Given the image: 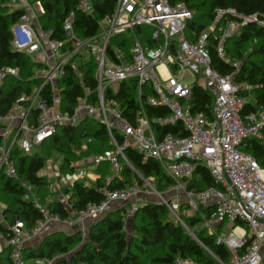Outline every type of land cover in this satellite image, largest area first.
<instances>
[{
	"label": "built area",
	"instance_id": "obj_1",
	"mask_svg": "<svg viewBox=\"0 0 264 264\" xmlns=\"http://www.w3.org/2000/svg\"><path fill=\"white\" fill-rule=\"evenodd\" d=\"M31 7L26 15L13 27V47L32 55L37 53L40 62L35 77L41 80L39 88L23 95L6 115L0 114V169L16 176L11 160L15 145L27 153L53 136L60 125L75 124L86 117H96L107 126L116 150L96 155L93 163L99 165L108 160L113 174L106 176V183L120 176L121 165L118 155L125 159L123 150L130 146L143 154L144 159H157L165 172L174 179V184L165 191H159L152 178L135 180L132 184L115 190L103 188L105 198L91 202L83 211L62 219L58 213H51L35 196L33 188L26 185L27 198H32L41 209L42 219L29 231L24 220L12 224L10 233L0 232V242L5 241L14 262L24 264L22 253L26 240L40 235L51 222H66L70 226L83 223L87 218L97 219L118 204L133 203L125 210L128 218L139 207L135 201L143 194L152 195L167 205L172 213L176 207L187 203L195 211L200 206H214L210 213L202 212L203 227L216 234V240L226 245L231 256L227 264H264V166L244 147L249 139L264 140V105L256 103L254 86L249 81H238L236 75L242 61L227 54L226 41L238 34L240 28L252 17L238 14L234 9H218L216 19L197 38H188L186 23L193 19L195 10L185 2L171 0H117L115 10L99 20V29L94 35L81 38L74 30V12L64 22L65 38H53L52 33L39 23V16L45 13L40 2L36 9L31 0H23ZM77 8L91 14L92 0H76ZM226 13L241 17L222 22ZM153 27L152 39L155 46L146 45L134 32L137 26ZM215 40L218 55L232 62L235 71L221 73L211 64V53L207 46ZM95 61V88L84 83V95L77 98L73 110L62 109V95L59 80L65 75L68 65L82 79L83 71L79 61ZM19 75V70L6 67L0 70V86L5 76ZM193 75L192 83L184 77ZM134 79L140 106L134 122L123 115L120 103L114 96L118 84ZM146 84L155 91L147 98L153 106H166L165 115L150 118L143 94ZM51 86V101L41 98L42 89ZM194 85L201 86L213 94L212 113L209 119L205 112H193L190 100ZM146 100V99H145ZM249 103L253 109L246 111ZM37 110L36 125L30 124L32 110ZM121 121V131L114 128L111 117ZM181 122L185 135L172 133L158 137L153 124L175 125ZM114 130L121 134L124 144H118ZM87 138L83 147L93 141ZM127 160V159H126ZM128 161V160H127ZM199 164L206 166L216 180V185L196 191L189 188L187 178L191 177ZM55 173L64 183H73L67 178L71 174ZM74 174V173H72ZM146 200H150L149 198ZM127 204V203H126ZM237 220L244 223H236ZM84 224V223H83ZM85 234L87 228L82 225ZM228 229L225 233L224 230ZM220 264H224L221 260ZM51 260L48 264H51Z\"/></svg>",
	"mask_w": 264,
	"mask_h": 264
},
{
	"label": "trees",
	"instance_id": "obj_2",
	"mask_svg": "<svg viewBox=\"0 0 264 264\" xmlns=\"http://www.w3.org/2000/svg\"><path fill=\"white\" fill-rule=\"evenodd\" d=\"M94 10L91 14L77 8L76 0H31L38 2L45 9L39 16V23L52 33L53 38H65L64 22L74 12V30L81 38L94 35L99 29V20L115 10L117 0H92ZM185 2L195 10L193 19L186 23L188 38L197 36L207 28L217 17L218 9H234L238 14L252 17L239 30L238 34L226 41L229 57L242 61L236 75L238 81H249L254 86V98L257 104L264 105V0H171ZM27 15L25 8H14L7 0H0V70L6 67L19 70V75L8 74L0 86V114L6 115L12 106L21 101L23 95L30 94L41 85V80L35 77V70L40 62L27 52L13 47V27ZM240 19V16L226 13L221 19ZM136 37L146 45L155 46L152 39L153 27L137 26L134 29ZM211 53L212 66L221 73L227 74L236 69L232 62L222 59L216 50L215 40L211 38L207 45ZM83 71L82 79L67 66L65 75L59 80L62 95V109L72 111L77 98L84 95V83L95 88V61H79ZM137 81L134 79L118 84L114 95L120 103L123 115L134 122L135 114L140 106L137 94ZM51 86L42 89L41 98L51 101ZM153 88L146 84V94H143L145 109L150 116L165 115L169 112L166 106L148 104L147 98L154 95ZM146 99V100H145ZM22 102V101H21ZM190 104L193 112L203 111L209 119L213 118V94L199 85L192 88ZM249 103L245 109H253ZM37 110L30 115V124L37 123ZM158 137L165 134L185 135L186 130L181 122L175 125L160 126L153 124ZM118 144L123 145L124 139L114 130ZM87 138L101 140L106 151L114 152L113 144L107 126L96 117H86L75 124H62L57 132L37 145L34 153H27L21 146L15 145L11 152V160L16 168V176L0 169V200L5 207L0 211V232L8 235L10 226L17 220H24L29 231H32L38 220L42 219L41 209L35 201L27 198L26 185L33 188L36 199L46 206L51 213H58L62 219L74 216L83 211L91 202H99L105 198L103 188L110 190L124 188L135 180L152 178L159 191H165L174 184V179L163 169L155 158L144 159L137 149L127 146L122 155H118L121 165L120 176L106 183V176L113 174L112 164L105 160L96 165L97 178L90 184L85 180L68 183L66 201L53 189L51 183L40 172L46 167L49 155L57 153L61 157L59 169L61 174H72L76 170L75 163L82 158L79 152ZM0 135V145L2 144ZM90 148V146H89ZM244 149L254 155L264 166V140L249 139ZM59 157V158H60ZM93 163V162H91ZM189 188L196 191L216 185L211 171L199 164L193 175L187 178ZM129 204H118L102 217L95 219L87 228V237L81 229L70 232L57 230L45 236L40 244L23 248L24 264H227L231 253L224 244L216 240L215 233H209L206 228H196L202 222V212L210 213L212 207L200 206L199 211L189 213V205L182 203L179 209L180 220L176 219L166 204L159 199L142 201L133 212L134 226L130 230L125 210ZM188 212V213H186ZM236 223H244L237 220ZM0 264H19L10 256L9 247L0 251Z\"/></svg>",
	"mask_w": 264,
	"mask_h": 264
},
{
	"label": "rangeland",
	"instance_id": "obj_3",
	"mask_svg": "<svg viewBox=\"0 0 264 264\" xmlns=\"http://www.w3.org/2000/svg\"><path fill=\"white\" fill-rule=\"evenodd\" d=\"M7 3L10 4L14 8H20V7L25 8L27 11V15H30L31 7L30 6L28 7V5L25 4L23 0H7ZM33 5H34L33 7L36 9L37 4H33ZM33 56L36 58L37 53H34ZM183 80L186 83H192L194 81V76L193 75L185 76ZM110 117H111V122H112L114 128L121 131V129H122L120 126L121 121L114 119L112 116H110ZM1 129H2V127H0V130ZM89 146H90V148L89 147L83 148V150H81V152H79V154L81 155L82 158L80 159V161H76V163H75L76 170H75L74 174L67 176V178L70 181L72 179H74L76 176L78 177V180H85V181L89 182L90 184L92 183V181H94L96 165L94 163H91V162H93L92 160L97 154L102 155V154L106 153V148L103 145V142L101 140H96V139H94V141ZM36 150H37V146L34 145L33 149L29 150L28 153H34ZM59 157H60V155L57 153H54L52 156L49 155V160L47 161V165L42 171L46 174L45 177L47 179H52L54 176L56 178H58V176H56L57 174L53 170V167L56 166L59 168V164L61 163V157L60 158ZM153 184L155 185L154 182H153ZM52 186H53V184H52ZM53 188H54V186H53ZM32 192H33V190H32ZM64 199H66V197H64ZM4 207H5V203L0 200V211ZM179 209H180V206L178 208L176 207L175 213H171V214L176 219L180 220L183 224H185L179 215ZM194 211H195L194 208H192V207L189 208V213H194ZM186 213H188V212H186ZM132 216L130 215L127 219L128 220L127 224H128V227L130 230H132L133 226H134V218ZM196 228H198V229L203 228V223L198 224V226ZM224 232L227 233L228 229H225ZM83 236L87 237V231L85 234L83 233Z\"/></svg>",
	"mask_w": 264,
	"mask_h": 264
},
{
	"label": "crops",
	"instance_id": "obj_4",
	"mask_svg": "<svg viewBox=\"0 0 264 264\" xmlns=\"http://www.w3.org/2000/svg\"><path fill=\"white\" fill-rule=\"evenodd\" d=\"M94 141V140H93ZM92 141V142H93ZM91 142V143H92ZM90 143V144H91ZM89 144V145H90ZM89 145H88V147H89ZM84 148H87V147H84ZM53 170H54V172H55V170H56V166H54L53 167ZM43 171V170H42ZM40 172V174L42 175V176H44L45 177V173L44 172ZM97 178V176H96V173H95V179ZM45 179L46 180H48L50 183H51V185L53 184V186H54V190L60 195V198L62 199V200H64V201H66V199H64V197H66V192H65V188H66V186H67V183H64L60 178H56L55 176L52 178V179H47L46 177H45ZM94 179V180H95ZM93 182V181H92ZM89 183V182H88ZM52 186V187H53ZM33 196H35L36 197V194H35V192H33ZM154 199L155 197L154 196H152V195H148V196H145V194H143L141 197H139L138 199H136L135 201H137L139 204L142 202V201H145L146 199ZM129 204V203H133V200H131V202H130V200H129V202H125V204ZM95 219H93V218H87V219H85L84 220V224L83 223H81V222H77L76 224H74V225H72V226H70L69 224H67L66 222H64V221H62V222H51V223H49L48 225H47V227L45 228V230L40 234V235H38V236H33V237H31V238H29L28 240H26V243H25V246H36V245H38L41 241H42V239L45 237V236H47L48 234H50L51 232H53V231H57V230H63V231H67V232H70V231H72V230H78V229H81V227H82V225L84 226V227H86V228H88V226L94 221ZM5 247H7L6 246V242L5 241H1L0 242V251L3 249V248H5Z\"/></svg>",
	"mask_w": 264,
	"mask_h": 264
}]
</instances>
